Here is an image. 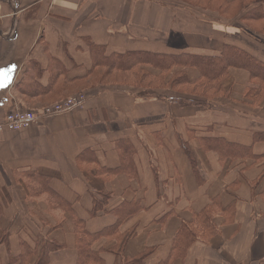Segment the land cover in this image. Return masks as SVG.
<instances>
[{"label":"crops","instance_id":"obj_1","mask_svg":"<svg viewBox=\"0 0 264 264\" xmlns=\"http://www.w3.org/2000/svg\"><path fill=\"white\" fill-rule=\"evenodd\" d=\"M256 1L0 0V264H264Z\"/></svg>","mask_w":264,"mask_h":264},{"label":"built area","instance_id":"obj_2","mask_svg":"<svg viewBox=\"0 0 264 264\" xmlns=\"http://www.w3.org/2000/svg\"><path fill=\"white\" fill-rule=\"evenodd\" d=\"M84 96L82 94L70 96L60 102L49 105L39 111L13 109L0 123V132L9 130L17 132L28 129L34 125L39 118H51L65 112L83 108Z\"/></svg>","mask_w":264,"mask_h":264},{"label":"trees","instance_id":"obj_3","mask_svg":"<svg viewBox=\"0 0 264 264\" xmlns=\"http://www.w3.org/2000/svg\"><path fill=\"white\" fill-rule=\"evenodd\" d=\"M262 1H264V0H257L256 1V3H254V4H257V3H260V2H262ZM222 57H224V55L222 56ZM249 60H251V59H249ZM202 61H205V60H199V62H202ZM227 61V63H234V62H231V61H228V60H226ZM252 61V60H251ZM209 61L207 60L206 61V66L208 67V63ZM196 63V62H195ZM240 66H243V67H246V68H248V69H250L249 68V66H247V65H240ZM185 237V243H184V245L183 246H185V247H187L188 245H189V242H190V240H192L189 236V238L187 237V236H184ZM182 239H180L179 241H181ZM48 244H49V246H48V248H46V250H44V251H48V250H54V248H55V246H54V244H51V243H49L48 242ZM46 245L44 244V247H45ZM144 257H145V255H142L141 257H139V258H136V259H133V260H131L130 262H128V263H126V264H143V259H144ZM45 260H43V261H38V264H42L43 262H44Z\"/></svg>","mask_w":264,"mask_h":264}]
</instances>
